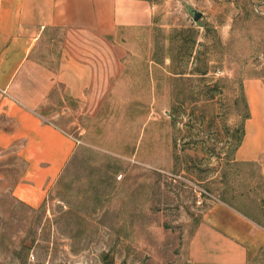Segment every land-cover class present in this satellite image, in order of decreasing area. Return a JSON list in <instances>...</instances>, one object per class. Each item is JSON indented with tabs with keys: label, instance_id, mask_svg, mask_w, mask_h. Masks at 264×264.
<instances>
[{
	"label": "rangeland",
	"instance_id": "1",
	"mask_svg": "<svg viewBox=\"0 0 264 264\" xmlns=\"http://www.w3.org/2000/svg\"><path fill=\"white\" fill-rule=\"evenodd\" d=\"M148 1L149 60L129 65L126 95L79 118L40 205L13 194L26 163L0 146V264H185L217 200L264 224V144L241 145L244 83L264 86V0ZM254 258L264 262V245Z\"/></svg>",
	"mask_w": 264,
	"mask_h": 264
},
{
	"label": "crops",
	"instance_id": "2",
	"mask_svg": "<svg viewBox=\"0 0 264 264\" xmlns=\"http://www.w3.org/2000/svg\"><path fill=\"white\" fill-rule=\"evenodd\" d=\"M154 11L148 0H0V146L26 163L13 188L19 201L42 203L74 153L79 118H94L137 80L129 65L149 60ZM244 92L241 145L259 150L264 86L248 80ZM263 245L261 221L217 200L202 210L185 264H264L254 258Z\"/></svg>",
	"mask_w": 264,
	"mask_h": 264
},
{
	"label": "water",
	"instance_id": "3",
	"mask_svg": "<svg viewBox=\"0 0 264 264\" xmlns=\"http://www.w3.org/2000/svg\"><path fill=\"white\" fill-rule=\"evenodd\" d=\"M190 12L192 14V18L194 21H196L202 15V13L200 11L193 9V8L190 9Z\"/></svg>",
	"mask_w": 264,
	"mask_h": 264
},
{
	"label": "trees",
	"instance_id": "4",
	"mask_svg": "<svg viewBox=\"0 0 264 264\" xmlns=\"http://www.w3.org/2000/svg\"><path fill=\"white\" fill-rule=\"evenodd\" d=\"M196 70H198V73H202L203 74V73L206 72V66L204 68H201V69L198 67ZM178 73H183V72H178Z\"/></svg>",
	"mask_w": 264,
	"mask_h": 264
}]
</instances>
